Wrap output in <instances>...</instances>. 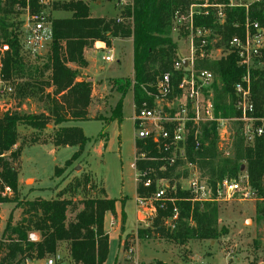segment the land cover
Returning <instances> with one entry per match:
<instances>
[{
  "label": "trees",
  "instance_id": "16d2710c",
  "mask_svg": "<svg viewBox=\"0 0 264 264\" xmlns=\"http://www.w3.org/2000/svg\"><path fill=\"white\" fill-rule=\"evenodd\" d=\"M89 1L102 0L54 2L53 8L71 12V15L68 18L53 19V39L48 54L33 63L30 56L22 53L15 32L17 22L12 17L16 14L14 7L17 1L0 0V33L12 47L4 61V77L15 85L16 96L27 98L40 94L46 104V112L40 114H26L13 109L2 112L0 105V203L14 202L21 208V218L14 225L8 220L3 232L6 240L1 243L4 255L0 264H27L28 261L57 255H62L69 264H105L109 253L105 216L108 212L117 215L116 200L108 197L102 187L101 196L78 201L75 198L78 190L93 184L92 178L85 175L59 189L55 197L47 199L38 196L22 201L19 197V172L7 155L16 159L19 154V150L14 151V146L19 140L20 124L42 130L52 123L55 127L54 146L78 147L66 163L80 157L90 138L82 127L64 124L90 119L89 108L94 87L81 71L87 64L85 52L92 43L104 41L112 46L115 38L133 39L134 78L129 84L133 87L137 104L146 96L145 89L153 90L157 79L171 71L179 58L177 43L171 37L173 16L176 10L185 9L191 0H131L123 9L121 17L116 19L91 17ZM30 2L32 10L40 9L37 0ZM244 15L243 9L229 12L226 31L223 33L224 41H228L234 34H241V29L233 27V22H242ZM252 16L264 23V8L252 11ZM197 23L213 24L208 18L198 19ZM210 65L221 80L220 87H216L217 112L224 117L237 116L239 112L234 108L233 99L227 101L229 96L234 98V84L243 74V69L237 64V57L231 54ZM114 81L118 84L122 79ZM47 87L52 91L46 92ZM253 98L257 114L263 115L264 68L255 70ZM121 111L119 103L113 117L121 116ZM203 129L202 147L195 149L189 144L190 159L196 161L200 168L208 170L213 185L226 176L237 178L245 170L259 197L257 217L264 220V139L258 138L254 145H247L238 132L234 139L233 156L228 158L223 157L218 149L217 124L210 123ZM136 147H143L150 156H160L151 142L144 145L139 140ZM160 164L159 161H143L139 166L158 168ZM61 171V167H56L55 174L59 176ZM5 185L12 188L10 195H3ZM154 189L155 186L148 190L138 186L137 192L148 194ZM176 196L180 198L177 202L180 211L174 227L168 226L164 220V217L172 213V206L169 205L166 210L158 211L150 227L140 228L141 236L156 231L170 241L185 244L193 239L216 240L227 233L225 227L218 226L216 202L193 203L188 199V191L182 190H178ZM121 220L125 222L124 212ZM31 232H36L37 240L30 239ZM64 247L66 252L63 251Z\"/></svg>",
  "mask_w": 264,
  "mask_h": 264
},
{
  "label": "built area",
  "instance_id": "2783aa9c",
  "mask_svg": "<svg viewBox=\"0 0 264 264\" xmlns=\"http://www.w3.org/2000/svg\"><path fill=\"white\" fill-rule=\"evenodd\" d=\"M16 1L15 32L22 53L30 57L43 55L49 51L53 39L50 9L56 0H37L38 10H32L30 0ZM263 8L264 0H191L185 9L175 11L174 29L184 33L188 49H181L172 70L157 79L153 90L145 89L146 96L139 104L134 100L135 144L139 140L144 145L151 142L160 155L150 156L143 147H136L132 163L137 187L148 190L155 186L152 192H137L135 197L137 222L143 223L144 227H150L158 211L166 210L169 205L172 213L164 220L168 226L174 227L180 211L178 190L188 191V199L193 203L256 198V190L247 174L242 178L226 176L213 185L202 174L198 163L190 159L188 147L192 144L195 149L201 148L203 128L213 122L217 124L219 144L233 142L238 132L247 145H254L258 138L264 139V114H257L253 98L255 70L264 68V23L252 16V11ZM236 9L245 12L242 22H233V27L240 28L241 34H234L224 41L229 12ZM204 18L212 20L213 24L197 23L198 19ZM95 43L97 49H107L105 42ZM11 49V44L0 34V105L1 101L16 95L15 85L4 77L3 72L6 55ZM107 53L103 59L112 61L113 54ZM231 54L237 57L238 66L243 69L234 84V98L228 97V102L233 99L239 114L224 117L216 110V87H220L221 80L210 64ZM143 161H159L161 164L158 168L140 167L139 163ZM12 192V188L5 185L3 195ZM29 237L38 239L36 232H31ZM126 251L127 258H131L135 253L134 245L126 247ZM47 264H66V261L62 255H57L49 258ZM254 264H264V258Z\"/></svg>",
  "mask_w": 264,
  "mask_h": 264
},
{
  "label": "rangeland",
  "instance_id": "374dc122",
  "mask_svg": "<svg viewBox=\"0 0 264 264\" xmlns=\"http://www.w3.org/2000/svg\"><path fill=\"white\" fill-rule=\"evenodd\" d=\"M130 3L131 0L89 1L90 14L93 18L116 19L121 17L123 9L125 10L126 5ZM70 15L71 12L63 9H50V17L54 20L68 18ZM171 37L177 43L180 54L181 49H188L186 36L182 32L178 33L173 23ZM98 46L102 44L98 43ZM87 49L90 52L95 51L89 55V51L85 53L86 59L88 55V63L82 69L85 72L87 68L85 74L94 84L90 105L92 115L88 120L70 121L64 125L82 127L90 139L80 157L70 160L67 164L78 147L54 146L55 127L52 123L42 130L20 124L19 140L14 146V151L19 150V154L16 159L7 155L19 172L20 199L23 201L37 196L47 199L55 197L58 189L64 188L76 178L82 179L85 175L92 178L93 184L91 187H81L78 190L75 197L78 201L101 196L100 189L104 186L110 198L116 200L119 213L122 215L124 211L126 212L124 223L121 218L113 220L109 215L106 217L109 253L105 264H254L264 258V220L257 217L260 202L258 196L249 201L237 198L229 202L216 203L218 226L227 229V233L216 240L193 239L185 244H178L157 234L156 231H152L151 235H140V228L146 227L143 223L137 222L135 204L137 184L132 166L136 157L135 126L132 119L134 95L133 87L131 83L129 84L134 78L133 40L117 39L114 43L112 41V46L107 45V49H97L94 42ZM107 51L113 54L112 61L103 59L108 54ZM47 54L48 51L30 58L34 63L36 59H44ZM47 75L48 73L45 78ZM115 79L122 81L116 84ZM125 90L127 91L124 92ZM49 91L52 89L47 87L46 92ZM119 103L122 107L121 116L113 117ZM1 105L2 112L6 109L26 114L46 112V104L40 98V94L27 98L15 95L1 101ZM233 129H236L235 125ZM218 149L223 157L230 158L233 156L234 141L218 143ZM56 167L62 168L59 176L55 174ZM200 170L204 176L210 178L207 169ZM244 175L246 171L242 170L237 178ZM20 218L21 208L16 203H0V259L4 255L1 243L6 240L3 236L6 224L10 220L14 225ZM124 243L126 247L132 244L135 247V253L131 258H127ZM63 251L66 252L65 247ZM49 258L51 257L45 258L44 262L48 263ZM66 264H69L68 261Z\"/></svg>",
  "mask_w": 264,
  "mask_h": 264
},
{
  "label": "crops",
  "instance_id": "0c3cea01",
  "mask_svg": "<svg viewBox=\"0 0 264 264\" xmlns=\"http://www.w3.org/2000/svg\"><path fill=\"white\" fill-rule=\"evenodd\" d=\"M117 39H123V38H115L114 40H113V43L115 42V40H117ZM124 39H131V40H133L132 38H124ZM102 43L104 42V41H101ZM107 45V44H106ZM111 49V48H110ZM113 49V48H112ZM87 51H89L88 49L86 50V52ZM97 52L98 51H102V50H96ZM85 52V53H86ZM92 52H95V51H89L88 52V55L90 54V53H92ZM88 55H87V59H88ZM87 63H88V60H87ZM87 69V68H86ZM85 69V72L82 70L81 72L83 73V75L86 77V79H88V80H90V81H92L91 79H89L87 76H86V70ZM93 87H94V84H93ZM93 92H94V88H93ZM91 108V107H90ZM90 108H89V116L91 117V115L92 114H90ZM21 180V179H20ZM104 187V186H103ZM104 189H105V187H104ZM59 190V189H58ZM57 193V192H56ZM105 194L108 196V197H110L109 195H108V193H107V191H106V189H105ZM38 197V196H37ZM34 199V198H33ZM116 210H117V207H116ZM125 212V211H124ZM110 216V218H112L113 220H117V219H119V218H121V214L119 213V211L117 210V215L116 216H114V215H112L111 213H106V216H105V220H106V217L107 216ZM125 216H126V212H125ZM45 261V259H40V260H33V261H28L27 262V264H47L46 262H44Z\"/></svg>",
  "mask_w": 264,
  "mask_h": 264
},
{
  "label": "water",
  "instance_id": "95a60500",
  "mask_svg": "<svg viewBox=\"0 0 264 264\" xmlns=\"http://www.w3.org/2000/svg\"><path fill=\"white\" fill-rule=\"evenodd\" d=\"M184 64H186V61H184ZM80 168V167H79Z\"/></svg>",
  "mask_w": 264,
  "mask_h": 264
}]
</instances>
